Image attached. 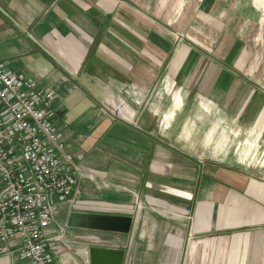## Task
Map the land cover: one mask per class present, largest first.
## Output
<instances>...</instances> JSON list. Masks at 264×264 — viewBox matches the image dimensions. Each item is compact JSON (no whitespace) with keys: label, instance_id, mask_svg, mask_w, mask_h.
Listing matches in <instances>:
<instances>
[{"label":"crops","instance_id":"crops-1","mask_svg":"<svg viewBox=\"0 0 264 264\" xmlns=\"http://www.w3.org/2000/svg\"><path fill=\"white\" fill-rule=\"evenodd\" d=\"M192 1L0 0V60L55 89L53 107L66 146L83 152L80 196L59 204L57 221H66L72 209L134 215L128 232L71 226L80 239L124 247V264H264V175L239 165L246 154L240 140L233 156L218 150L211 155L214 127L204 130L194 147L196 159L162 143L160 133L175 134L169 124L182 102L179 90L150 131L99 110L106 92L124 90L127 81L133 88L134 82L150 85L159 71L207 98L214 113L230 115L236 135L264 134L263 95L255 82L248 84L249 54L241 34L256 4ZM184 3L192 9L181 8ZM136 5L162 21L218 24L212 53L183 41L172 47ZM174 11L177 18L170 19ZM221 144L215 148H225ZM202 156L211 160L200 163ZM132 190L147 205L135 208ZM55 246L54 264H87L84 245ZM0 264L30 263L0 253Z\"/></svg>","mask_w":264,"mask_h":264},{"label":"built area","instance_id":"built-area-1","mask_svg":"<svg viewBox=\"0 0 264 264\" xmlns=\"http://www.w3.org/2000/svg\"><path fill=\"white\" fill-rule=\"evenodd\" d=\"M56 96L51 85L0 60V253L54 264L57 242L82 244L88 264L90 245L56 217L60 203L80 196L86 174L83 152L66 146Z\"/></svg>","mask_w":264,"mask_h":264},{"label":"rangeland","instance_id":"rangeland-1","mask_svg":"<svg viewBox=\"0 0 264 264\" xmlns=\"http://www.w3.org/2000/svg\"><path fill=\"white\" fill-rule=\"evenodd\" d=\"M188 0H184L186 3ZM193 0V6L195 5ZM256 6L250 5L248 13L254 16L249 20V23L244 24L242 35H245V41H247L248 54L246 58L247 79L248 84L252 85L255 82V86L259 88L260 94L263 95L264 100V0H252ZM181 8L191 10L192 5L185 7V4ZM137 6V5H136ZM140 12L146 15H150L153 26L160 33L170 38L172 47H176L179 42L190 43L191 46H202L204 51L211 52L216 43L217 36L215 30V24L196 22L195 20L189 22H173L162 21L159 18L154 17L149 9L136 7ZM196 7H194L195 9ZM177 9H180L177 6ZM197 9V8H196ZM170 19L177 18L175 11L169 17ZM221 22V21H220ZM179 24V25H178ZM212 24V25H210ZM194 25V31L188 32L187 28ZM193 32L196 33V37L193 36ZM200 45H199V44ZM201 47V48H202ZM153 74V73H152ZM124 90H117L116 87L113 90L106 92L104 97L101 98L99 110L104 115H111L117 120L126 119L129 124L140 126L141 130L150 131L154 126L156 127V120L164 115V112H169V107L172 105V94L175 90H179L182 96V102L179 106L175 107L173 117L169 126L176 127L175 134H167V130L158 135L162 143L170 142L176 145L179 153L186 155L189 158L196 159V151L194 147L197 140L204 136L205 131L214 127V132L209 134L210 145L209 152L226 153L233 156L235 154L234 148L240 140L242 147V153H246L243 159L244 162H240L239 165L245 167H253L256 174L264 175V134L261 131L259 133L252 132L251 136L245 132H240L236 135V121L230 118V115L216 114L214 111L217 109L211 106H207V98L203 95H199L197 92L187 90L181 86H178V82L174 78H171L167 74H163L159 71H155L153 77L150 80V85L144 86L143 84H136L135 88L130 87L133 82L127 81ZM129 83V84H128ZM130 85V86H128ZM170 120V119H169ZM151 122L153 123L151 126ZM170 122V121H169ZM161 126V125H160ZM162 127V126H161ZM183 127H191V130H182ZM139 128V129H140ZM157 128V127H156ZM197 130L196 132H194ZM162 131V128H161ZM258 131V130H257ZM235 134V136H234ZM222 143L225 146L223 149L215 148L217 142ZM252 142V145L250 143ZM257 142V143H256ZM256 143V144H255ZM251 147V148H249ZM250 152L253 153V155ZM213 155V154H211ZM210 155V156H211ZM217 155V154H214ZM212 157V156H211ZM253 157V166L250 163V159ZM205 162L211 160L202 156L199 158ZM225 159V158H224ZM234 159L229 162L234 164ZM130 197L134 199L135 208L143 207L147 202L143 200L140 195L132 190ZM141 199V200H140Z\"/></svg>","mask_w":264,"mask_h":264},{"label":"water","instance_id":"water-1","mask_svg":"<svg viewBox=\"0 0 264 264\" xmlns=\"http://www.w3.org/2000/svg\"><path fill=\"white\" fill-rule=\"evenodd\" d=\"M67 223L74 227L128 232L133 224L131 213L87 211L72 209L67 215ZM125 248L101 244H90L89 264H124Z\"/></svg>","mask_w":264,"mask_h":264},{"label":"trees","instance_id":"trees-1","mask_svg":"<svg viewBox=\"0 0 264 264\" xmlns=\"http://www.w3.org/2000/svg\"><path fill=\"white\" fill-rule=\"evenodd\" d=\"M90 51V50H89Z\"/></svg>","mask_w":264,"mask_h":264}]
</instances>
